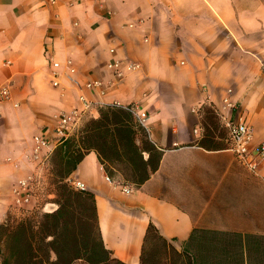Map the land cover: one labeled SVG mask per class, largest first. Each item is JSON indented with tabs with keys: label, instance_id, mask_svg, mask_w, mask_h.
Segmentation results:
<instances>
[{
	"label": "crops",
	"instance_id": "crops-1",
	"mask_svg": "<svg viewBox=\"0 0 264 264\" xmlns=\"http://www.w3.org/2000/svg\"><path fill=\"white\" fill-rule=\"evenodd\" d=\"M114 58L138 67L113 82ZM92 80L113 82L107 104L146 112L143 129L161 152L140 186L117 171L108 177L94 150L70 175L95 196L111 258L264 264V164L252 173L229 149L200 147L203 112H192L208 104L264 141V0H0V88L9 90L0 98V224L17 213L12 189L30 172L33 137H50L80 94L98 99L84 87ZM227 94L231 109L223 108ZM106 108L84 115L72 138ZM150 224L159 238L144 244Z\"/></svg>",
	"mask_w": 264,
	"mask_h": 264
},
{
	"label": "trees",
	"instance_id": "trees-1",
	"mask_svg": "<svg viewBox=\"0 0 264 264\" xmlns=\"http://www.w3.org/2000/svg\"><path fill=\"white\" fill-rule=\"evenodd\" d=\"M202 112L204 133L199 146L206 150L228 148L227 142L216 141L214 111L204 107ZM90 150L97 152L108 177L117 171L135 186L150 178L161 157L130 113L110 106L101 110L99 119L86 122L78 138H70L54 150L51 174L56 210L42 214L37 223L24 219L0 224V264H120L104 247L94 194L86 189L76 191L66 182ZM115 164L121 167L115 168ZM158 238L150 224L144 244Z\"/></svg>",
	"mask_w": 264,
	"mask_h": 264
},
{
	"label": "built area",
	"instance_id": "built-area-1",
	"mask_svg": "<svg viewBox=\"0 0 264 264\" xmlns=\"http://www.w3.org/2000/svg\"><path fill=\"white\" fill-rule=\"evenodd\" d=\"M114 53V49L110 50ZM57 66V64H54ZM138 66L132 63H124L120 59H111L107 64V69L113 76V82L121 80L125 71L135 70ZM71 70L70 72H72ZM52 86H59V73L52 71ZM103 82L102 80H92L86 82L84 87L89 91L96 92L98 99L88 98L84 94L78 96V106H75L69 111L61 112L56 116V124L52 130L50 137L36 135L33 137V146L29 154L26 155V161L31 167L30 172L17 180L12 189L13 207L17 213L32 214L40 208V195L39 192L43 189L45 175L49 173L51 166V158L57 146L61 145L64 141L72 138L73 130L76 128L78 122L84 115H91L92 111L99 110L105 107H117L124 109L132 114L137 124L148 131L147 120L148 115L146 112L138 111L133 104L122 105L117 102L107 104L104 98L108 89L113 83ZM230 90H228V94ZM223 99L224 109L233 107L229 98ZM9 90L7 87L0 88V98H7ZM203 104L194 106L192 112L200 115L202 112ZM216 112V111H215ZM217 113V112H216ZM218 115V114H217ZM223 127L227 132L228 148L236 157V160L252 173H257L261 164H264V141L254 143L253 132L251 127L244 121L233 122L228 119L223 112L219 114ZM108 179V178H106ZM66 182L68 185L76 190H85L82 182L69 177ZM122 190L129 194L132 192V187L123 185ZM50 200H46L43 206V211L53 212L56 210L57 205L51 201L53 194H48Z\"/></svg>",
	"mask_w": 264,
	"mask_h": 264
},
{
	"label": "rangeland",
	"instance_id": "rangeland-1",
	"mask_svg": "<svg viewBox=\"0 0 264 264\" xmlns=\"http://www.w3.org/2000/svg\"><path fill=\"white\" fill-rule=\"evenodd\" d=\"M206 107L213 110L214 115L216 117V120H215L216 121L215 126H217V130L215 131L216 141L223 142L224 144H226L227 139H228L227 132H226L225 128L222 126L220 117L217 115L215 110L210 105L207 104ZM201 120L203 121V117L201 118ZM86 122H88V121L85 120L83 122V125L78 129L79 131L82 130L81 128L86 124ZM203 133H204V131H203ZM51 168H52V163L50 166L49 173H47L45 175L43 189L39 192V195H40V208H39V210H37L36 212L34 211L32 214H23V215L21 213H11L10 215H8V218L6 219V221H8L9 223H12V224H16L17 222L24 220V219H31L32 221H34L36 223L41 220L42 214L45 213V211H43V209H42L44 206V203L46 200H50L47 197V195L48 194H54V192H55V188H54L55 186H54V181H53L52 174H51ZM54 198H55V195H53L52 200H55ZM76 264H83V263L78 262Z\"/></svg>",
	"mask_w": 264,
	"mask_h": 264
}]
</instances>
